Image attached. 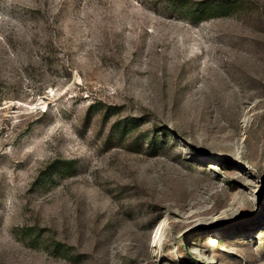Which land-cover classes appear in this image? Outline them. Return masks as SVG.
<instances>
[{
	"label": "rangeland",
	"instance_id": "1",
	"mask_svg": "<svg viewBox=\"0 0 264 264\" xmlns=\"http://www.w3.org/2000/svg\"><path fill=\"white\" fill-rule=\"evenodd\" d=\"M0 264H264V0H0Z\"/></svg>",
	"mask_w": 264,
	"mask_h": 264
}]
</instances>
